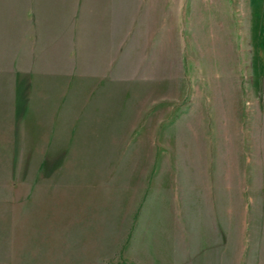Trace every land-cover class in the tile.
<instances>
[{"label": "rangeland", "instance_id": "1", "mask_svg": "<svg viewBox=\"0 0 264 264\" xmlns=\"http://www.w3.org/2000/svg\"><path fill=\"white\" fill-rule=\"evenodd\" d=\"M72 5L70 41L41 26L43 7ZM95 11L111 22L88 30ZM94 32L99 78L82 60ZM71 65L40 156L12 157L19 264H264V0H0L15 137L44 99L36 72ZM3 240L0 264H18Z\"/></svg>", "mask_w": 264, "mask_h": 264}, {"label": "crops", "instance_id": "2", "mask_svg": "<svg viewBox=\"0 0 264 264\" xmlns=\"http://www.w3.org/2000/svg\"><path fill=\"white\" fill-rule=\"evenodd\" d=\"M83 10V8H82ZM77 5H72L65 8H54V10H51L50 8L43 7L40 14V20H41V26L45 29H52L56 28L57 23H63V25H60L58 28H65L67 29V26L70 27L69 30H66L64 33L66 37H68V41H70L73 37V31H72V23L74 20L76 21L78 19L77 14ZM88 14V13H87ZM95 17L89 15L86 16L84 13L83 17H81V24L83 27H86L89 30V24H91V21H93V26H96V30L101 27H104V22L107 21L108 23L111 22L109 18H106L104 20V17H101L98 15L97 11H95ZM100 22V23H99ZM97 32H94L92 34H88L85 38L91 39L88 46L83 48L85 52L83 51V57L82 60L85 58L89 60V62L96 61L94 72L87 74L90 78H99L104 74L105 70V61H104V54L102 53V49L100 47V52L98 48L99 44V37ZM60 33L58 32L57 35ZM62 35V33H61ZM59 35L58 37H61ZM96 39V41H94ZM90 44L95 45V47L92 48L89 47ZM71 57V56H70ZM71 60L72 57H71ZM100 62V65L98 64ZM72 64L74 66V63L72 61ZM100 66V68H99ZM67 69V68H66ZM73 69L71 65L70 71H53L51 68H49L45 72L38 71L36 72V75L33 77V81L36 83L37 88L39 91L44 92V99L39 101L38 104L30 103V114L27 117V123H29V130L25 128V122L22 121L21 124L17 123V137L13 135V128L11 125H13L12 120H10L9 112L6 110V112H3L2 105L3 104V97L0 98V205H1V215H0V235L1 237H4V243L7 244V240L9 236L15 237V245H16V252L17 256L16 259L19 263L23 262V255L26 251L25 243L23 240L24 237V228H23V221L25 217V210L22 207V204L20 203V200H22L19 196L16 198V213L15 217L10 219L9 218V204L11 201V198H9V186L10 183L13 184V167H12V157L14 156V153L18 156L20 155L23 157L26 152L27 154L35 157H39L40 153L38 151H42V147L40 145L41 142L48 141L47 137V123H50L51 120L48 119H54L56 111V103L52 101V97L50 94L56 93L57 91H61L65 88V86L68 84V77ZM77 79V78H76ZM75 79V80H76ZM36 80V81H35ZM88 80V79H85ZM77 82H75L76 84ZM83 85V84H82ZM81 86V85H80ZM74 88V90H76ZM78 90V89H77ZM33 124V125H32ZM20 125V127H19ZM30 131V136H32V140H30L27 136L28 132ZM33 141V145H29L30 142ZM46 145H44L45 147ZM31 158V159H32ZM15 172H19V170H15ZM20 172H23V170H20ZM17 187H21L18 182ZM13 201V200H12ZM11 201V202H12ZM3 206V207H2ZM20 207V208H19ZM15 224V228H13V225ZM12 226L11 229H9V226ZM4 246H2L1 250V257L3 258L4 255L8 253L9 248L6 246L5 249ZM5 251V252H4ZM23 254V255H22ZM22 255V259H20V256ZM8 259V255H5ZM14 257V256H12ZM5 264L8 262H4Z\"/></svg>", "mask_w": 264, "mask_h": 264}]
</instances>
